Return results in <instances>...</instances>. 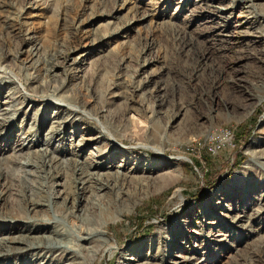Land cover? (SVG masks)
I'll list each match as a JSON object with an SVG mask.
<instances>
[{
    "label": "rangeland",
    "instance_id": "1",
    "mask_svg": "<svg viewBox=\"0 0 264 264\" xmlns=\"http://www.w3.org/2000/svg\"><path fill=\"white\" fill-rule=\"evenodd\" d=\"M0 264H264V0H0Z\"/></svg>",
    "mask_w": 264,
    "mask_h": 264
},
{
    "label": "bare ground",
    "instance_id": "2",
    "mask_svg": "<svg viewBox=\"0 0 264 264\" xmlns=\"http://www.w3.org/2000/svg\"><path fill=\"white\" fill-rule=\"evenodd\" d=\"M233 7H235V6H233ZM223 9H224V8H222L221 10H223ZM150 148H152L153 150H155V151H157V152H159V153H161V154L164 153L162 149L155 148V147H151V146H150ZM89 167H90V169H91V173H90L91 175H103V174L100 172V169H98V168H93V169H92V167H96V166L89 165ZM118 168H119V167H118ZM130 169H131V168H130ZM144 184H145V183H144ZM41 246H42V244H40V243L32 244V248L35 249V250L40 249ZM185 261H187V260L185 259Z\"/></svg>",
    "mask_w": 264,
    "mask_h": 264
},
{
    "label": "built area",
    "instance_id": "3",
    "mask_svg": "<svg viewBox=\"0 0 264 264\" xmlns=\"http://www.w3.org/2000/svg\"><path fill=\"white\" fill-rule=\"evenodd\" d=\"M210 151H211V152H215V150H213V149H211V148H210Z\"/></svg>",
    "mask_w": 264,
    "mask_h": 264
}]
</instances>
